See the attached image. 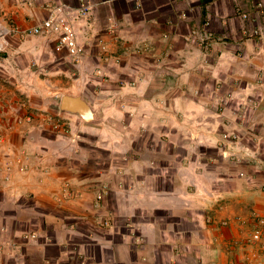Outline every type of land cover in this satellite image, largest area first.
<instances>
[{
  "label": "crops",
  "instance_id": "1",
  "mask_svg": "<svg viewBox=\"0 0 264 264\" xmlns=\"http://www.w3.org/2000/svg\"><path fill=\"white\" fill-rule=\"evenodd\" d=\"M61 1L70 8L78 4V0H0V24L26 30L46 16L45 3ZM86 1L93 5L92 12L88 19L74 22L78 42L86 43L91 53L86 50L76 66L80 68L85 60L100 64L93 56L91 39L102 36L108 40L109 51L119 54L121 62L116 74L133 81L140 75V80L148 81L141 87L147 86L146 93L137 89L141 93L138 104L143 103L138 122L150 129L149 140L163 145L158 151L150 150L146 140L138 138L141 147L135 152V170L131 167L129 174L136 178L133 201L127 205L118 201L117 206L104 201L105 210L96 211L94 191L83 192L76 201L60 194L65 182L77 187L74 172L62 160L48 164V152H33L36 144L43 143L39 132L26 128L22 136L13 135L12 145L25 152L29 172H18V165L6 171L7 159L0 164V181L11 175L7 186L0 189V240L15 239L22 231L35 234L36 239L23 248V256L30 251L36 258H50L53 264L70 261L62 250L70 242L88 256L90 264H264V246L252 249L243 242L253 228L254 215L264 217V34L243 37L245 25L235 15L238 8L262 28L264 13L255 6L264 0ZM208 16L214 41L211 53L204 54L190 30L201 29ZM110 24L116 27V46L109 40L112 35L104 32ZM47 37L11 35L8 48L0 54L4 72L15 75L12 64H21V56L30 58L48 51L43 44ZM27 38L34 41L22 42ZM130 47L139 52L144 49L135 67L126 55ZM157 59H162V68L155 66ZM54 64L58 62L54 60ZM95 71L91 73L97 77ZM88 94L81 89L75 96H81L98 114L102 105L89 101ZM160 98H166L162 105L156 103ZM220 98L222 105L218 104ZM246 100L247 106L243 105ZM66 116L76 119V125L84 123L71 114ZM198 128L202 139L197 143L188 130ZM219 130L236 132L238 142L223 141ZM162 132L167 137L160 139ZM16 139L21 140L19 146ZM155 159L168 172L167 181L154 175ZM126 210L135 220L121 226ZM115 215L118 218L112 217ZM165 215L166 221L161 217ZM234 218L245 220V227L234 224ZM227 219L232 221L227 228L217 223ZM102 220L111 223L103 232L104 239L98 227ZM87 226L92 228L94 240L84 234ZM138 235L143 237L142 244L136 242ZM91 241L97 252L91 250Z\"/></svg>",
  "mask_w": 264,
  "mask_h": 264
},
{
  "label": "rangeland",
  "instance_id": "2",
  "mask_svg": "<svg viewBox=\"0 0 264 264\" xmlns=\"http://www.w3.org/2000/svg\"><path fill=\"white\" fill-rule=\"evenodd\" d=\"M262 6L264 8V4ZM262 12L264 13V9ZM208 18L211 19L209 16ZM112 27L116 29L114 24H112ZM261 29L260 32L263 33H261L262 35H260L259 38L264 34V25H262ZM191 30L190 32L191 35L193 34L192 37L195 40V44L202 53H211L214 39L212 41V48L207 53L204 46H200L197 43L200 36L202 38L204 37L205 32L202 31V29ZM194 32L196 33L194 34ZM114 33H109L110 36L112 35V39L109 38V40H112L113 44H115L114 46H116L118 41ZM43 40V44L48 46V51L43 54L39 53L30 58L21 56V64H18V62L12 64V69L14 68L12 72L15 71V75L12 74L11 76V74L5 73L3 70L4 68L0 66V164L3 165L2 162L7 159L6 162L4 161L7 166L6 171L9 170V166L15 165L16 167V165H18V172H29L27 169L29 165L24 162V160L27 159L24 157L25 152L22 154L19 151L20 149L14 148L12 145V136L15 134H20L22 136L23 133L21 132H24L26 128V131L30 130V128L31 130L35 129L36 133L39 132L41 134L43 143L36 144L33 147V152H48L47 155L48 158H50L46 159L48 164L50 163V165H53L56 160L58 162L62 160V162L65 161L63 165L72 169L74 172V184L77 187L73 185L72 188L71 183L65 182L62 184L60 194H64L68 199L76 201L81 197L83 192H89V194H91V192L94 191L93 210L96 211L105 210L101 206L104 201L109 203V205H112V202L116 205V203H119L118 201H120L122 205L131 203L133 201V194H135L133 181H136V178H131L129 174L132 170L131 167L135 170V158L137 157L135 152L137 151V147H141L137 139H145L147 147H149L150 150L156 149L158 151L159 148H161L160 146L163 145L158 146L156 142H153V140L151 141V139L149 140V138H147L149 135L147 136V134L150 129L144 125H139L140 122H138V119H142L139 110L143 108V103L142 105L138 104L139 96L141 93L144 94V92H147V86L144 89L141 87L148 84V81L140 80V75L138 76L139 79L137 78L135 81L120 78L119 74H116V72L121 69L120 59L117 58L119 54L116 55V53H111V51H109L111 44L102 36L97 37L95 40L91 39V45H94L92 48L93 56L98 57L97 60L100 64L92 65L91 62L89 63L85 60L83 64L80 65V68L76 66L79 60H73L72 58L71 60L66 52H61L56 48L54 37L48 36ZM23 41L28 42L34 40L27 38L22 39V42ZM79 44L87 50L85 47L86 43ZM129 49L130 51H128L129 53L127 52L126 55L128 56L130 65L135 67L137 66V56H142L144 49L141 52L137 49L133 50L131 47ZM87 51L91 53V51ZM19 54L23 53H18L17 55L19 56ZM53 54L56 58L52 57ZM17 55L14 56L17 57ZM66 57L69 62H65L64 58ZM57 58L62 59L57 60ZM54 60L58 62L57 65L54 64ZM157 60L155 66H161L162 68V59ZM76 68H78V70L80 69L81 75ZM93 70H96L95 73L97 72V77H94L91 73ZM8 71L11 73L10 69ZM104 71H107V74L111 71L115 72H113V74L104 75ZM144 77L146 78V76ZM144 77L141 75L142 79ZM139 87V92L141 91V93L137 91ZM81 89L87 90V93H89L87 99L89 101H94L99 106L100 104L102 106L97 110L98 116L94 122L76 125V119L72 117V119L67 116L65 117L63 113L57 116L59 111L58 105L63 95L75 96L79 94ZM221 99L222 98L218 100V104L222 105L224 103ZM165 100L166 98H160V100H156V103L162 105ZM198 100H200L201 103V99ZM248 104L247 100L243 103L245 106ZM244 113L245 112L241 113L242 116H244ZM27 117H31V120L26 121ZM199 128L188 130L190 138L197 143L201 142L200 139H202V130ZM168 131L169 130H167V132ZM219 133L223 141L227 140L230 144L238 142L236 132L223 133L219 130ZM161 134L160 139L161 137H167L163 132ZM16 140V144L19 146L21 140ZM69 160H71V162ZM153 164L154 175H156L157 178L163 177V179L167 181L168 172H165L166 170L160 166L161 162L155 159L153 160ZM164 172L166 174H164ZM160 173H162L161 176L159 175ZM103 174L107 176L104 177ZM99 175H102L103 179H99ZM10 179L11 175H4L3 179L0 181V189L7 186ZM140 186L143 187L144 183H140ZM262 192L264 193V187L262 188ZM93 198H91L90 201H92ZM112 209L115 210L113 206L110 209L111 215L114 213ZM127 210L129 211V209ZM127 210L124 214L127 217L122 219L121 226H124V223L129 224L131 220H135L134 214L128 213ZM101 213L102 212H98L97 215L99 216ZM112 217L118 218V215ZM161 217L163 220H167V215ZM255 217L264 219V217L258 215H254V218ZM234 219V224L241 226V228L245 227V220L239 218L240 221L236 222ZM110 220L112 221L113 218ZM110 220L101 221L98 226L100 232L105 233V230L110 229ZM210 221H212V219ZM224 221L227 222L225 226L222 225ZM231 222V220L227 219L217 223L221 227L227 228ZM241 222H245V224L241 225ZM86 228L85 229L88 231L84 234L89 235L90 239L94 240L92 228L88 226ZM254 229L255 227L253 225V228L247 233L243 242L245 241V245L252 249L255 247L260 249L264 246V234L261 241L253 243L250 241V238ZM104 233L102 234V239H104ZM36 236L35 234L22 231L15 239L5 238V240H0V264H53V260L50 258H46L47 260L44 257L36 258V256L31 255L30 251L28 256H23V248L29 247L30 244L28 241L32 238V240L36 239ZM135 236L136 234H133L131 238L134 239ZM141 237L142 236L138 235L136 240L138 244H142ZM93 242L94 241H91V243L89 242V246L91 250L93 249L97 252L98 247H93L92 245L95 244ZM102 244L103 243H101V245ZM62 250L65 252L64 257L70 260L67 264H90V262H88V256L82 252L77 245L71 242L66 243L62 246ZM249 253L248 256L251 257L253 250H250ZM74 256L76 260L72 261L71 259ZM254 259L257 260L256 258ZM245 260L247 261V259ZM107 264H111V262H107Z\"/></svg>",
  "mask_w": 264,
  "mask_h": 264
},
{
  "label": "built area",
  "instance_id": "3",
  "mask_svg": "<svg viewBox=\"0 0 264 264\" xmlns=\"http://www.w3.org/2000/svg\"><path fill=\"white\" fill-rule=\"evenodd\" d=\"M262 5V3H257L255 7L257 10H260V12H262V10L264 9ZM137 6L140 7L139 4ZM43 8L46 10V16L40 21V23L26 30H20L15 26L5 28L2 24H0V54L4 53L8 48L9 38L13 34L19 35L23 38L29 36L43 35L54 37L56 41V48L59 51L66 52L67 55L73 60H80L83 55L86 54V50L78 42V32L75 28L74 20L78 21L82 19H88L90 13L92 12L93 5L86 0H78L76 8H70L69 6H67V4L61 1L58 4H51L47 2L43 5ZM235 15L239 17L242 23H244L245 25L242 30L243 37H260V28L255 24L253 17L249 16L246 13H241L238 8L235 10ZM202 25L203 26L201 29L205 32V35L203 38L200 36L199 40H197V43L200 46H204V49L208 53L209 50L212 48L213 41V37L210 32L211 20L208 17L205 18ZM112 29L115 30V28L112 27V25L110 24L108 27H106L104 32L107 35H110L114 33V30ZM195 33L196 32H194V34ZM60 114L61 112L58 111L57 116H59ZM30 120L31 117L26 118V121ZM234 221L239 222L240 219H234ZM244 224L245 222H241V225ZM222 225H227V222L224 221ZM254 227L255 229L253 233H251L250 241L253 243H257L263 238L264 219L255 217Z\"/></svg>",
  "mask_w": 264,
  "mask_h": 264
},
{
  "label": "water",
  "instance_id": "4",
  "mask_svg": "<svg viewBox=\"0 0 264 264\" xmlns=\"http://www.w3.org/2000/svg\"><path fill=\"white\" fill-rule=\"evenodd\" d=\"M59 111L63 114H71L78 117L87 124L94 122L98 116L79 95H63L59 101Z\"/></svg>",
  "mask_w": 264,
  "mask_h": 264
},
{
  "label": "clouds",
  "instance_id": "5",
  "mask_svg": "<svg viewBox=\"0 0 264 264\" xmlns=\"http://www.w3.org/2000/svg\"><path fill=\"white\" fill-rule=\"evenodd\" d=\"M59 106V105H58Z\"/></svg>",
  "mask_w": 264,
  "mask_h": 264
}]
</instances>
